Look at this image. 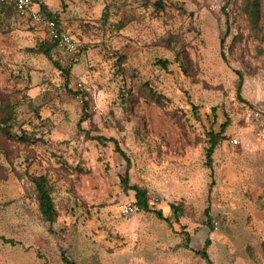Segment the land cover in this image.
<instances>
[{"label": "rangeland", "instance_id": "obj_1", "mask_svg": "<svg viewBox=\"0 0 264 264\" xmlns=\"http://www.w3.org/2000/svg\"><path fill=\"white\" fill-rule=\"evenodd\" d=\"M44 1L80 49L49 59L47 29L0 6V121L13 116L8 134L0 123V264H207V240L213 264H264V0L228 14L206 0ZM225 124L211 170L208 134ZM125 173L170 223L137 210Z\"/></svg>", "mask_w": 264, "mask_h": 264}, {"label": "trees", "instance_id": "obj_2", "mask_svg": "<svg viewBox=\"0 0 264 264\" xmlns=\"http://www.w3.org/2000/svg\"><path fill=\"white\" fill-rule=\"evenodd\" d=\"M232 5H233V0H232ZM253 5H254V7L257 8L258 7V1L255 0L253 2ZM0 6L4 9L10 11V13L15 14V16L17 17L18 14L12 5L0 4ZM231 8H232V6H231ZM229 11H226L225 13L228 14ZM43 13L46 14L48 18H50L56 22V31L58 33L65 32V30L63 29V27L61 25V21L58 18V16L55 13H52L48 9L47 6H45L43 8ZM47 31H48V36L50 39L47 43L40 46V53H42L43 55H45L46 57L51 59L53 51H55V49L58 48V41L55 38H51L50 37V31L48 29H47ZM159 64L162 65L164 68H167V66H168L167 61H160ZM55 65L60 70L64 71V69L59 64L55 63ZM69 74L70 73L68 72L67 77ZM238 76H239L238 94L240 95L242 92L244 79H243V76L240 72H238ZM11 110L12 109H8V107H7L6 114L1 118V121H0L1 126H2L3 130H5L6 134H8V132H7V128L9 126L8 124L13 122V116L10 113ZM90 118H91V115L89 113V101L86 100L83 103V115H82V118L80 120V125L82 123L88 121ZM226 128H227V125L225 124L222 126L220 133L216 134V133L211 132L208 134L209 148H208L207 153H206V166L211 170H213V167H214L215 150L218 147V145L220 144V142L224 139V133L226 131ZM96 139L97 140H105V139L100 138V137H98ZM115 150L117 153H119V155L123 159H125V161L129 162V158L127 157L126 153L120 148V146L118 145L117 142H115ZM31 180H32V183L34 184V189H35L40 213L43 216V218L45 219V221H47L48 223L53 225L57 220L58 213H57L56 207L54 205V200L52 197V189H51L49 180H48L47 176H43V175L33 177V178H31ZM121 186H122V189L125 190L126 192H129V191L134 192L135 207L137 208L138 211L147 212V213L148 212L155 213L160 220H164V221L170 223V218L165 217L161 210H155L151 207L149 193H148V190L146 188L140 187V186L130 185V179H129L128 173H125L121 177ZM171 208H172L174 215L176 217L182 215V210L179 206L172 205ZM205 215L208 219V226L210 227L211 230H214V225L211 223L212 218L210 216V208H207L205 210ZM189 245H190V237L187 234L186 243H184L180 247L188 249ZM209 246H210V241L207 240L203 250L201 252H198V254L203 259H205L207 261V264H213V262L211 261L209 255L207 253ZM62 259H63V262L65 264H73V262L68 257H66V255H64V254H63Z\"/></svg>", "mask_w": 264, "mask_h": 264}, {"label": "built area", "instance_id": "obj_3", "mask_svg": "<svg viewBox=\"0 0 264 264\" xmlns=\"http://www.w3.org/2000/svg\"><path fill=\"white\" fill-rule=\"evenodd\" d=\"M206 3L212 11L219 13L229 11L232 6V0H206ZM0 4L12 5L22 19L46 27L50 31V37L58 41V49L62 54L73 55L79 51V41L69 32L58 33L56 22L43 13V8L47 6L44 0H0ZM256 115L259 116L258 113ZM133 211L132 206L125 207L123 210L125 214H131Z\"/></svg>", "mask_w": 264, "mask_h": 264}]
</instances>
